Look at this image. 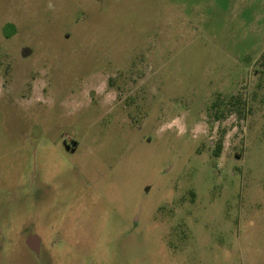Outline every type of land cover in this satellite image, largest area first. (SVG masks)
<instances>
[{
  "label": "rangeland",
  "instance_id": "1",
  "mask_svg": "<svg viewBox=\"0 0 264 264\" xmlns=\"http://www.w3.org/2000/svg\"><path fill=\"white\" fill-rule=\"evenodd\" d=\"M0 264H264V0H0Z\"/></svg>",
  "mask_w": 264,
  "mask_h": 264
}]
</instances>
